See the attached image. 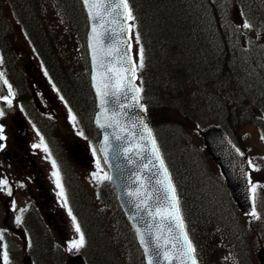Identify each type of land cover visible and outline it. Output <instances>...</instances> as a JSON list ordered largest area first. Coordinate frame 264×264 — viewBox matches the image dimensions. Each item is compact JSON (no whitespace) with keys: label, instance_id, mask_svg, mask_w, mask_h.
<instances>
[{"label":"trees","instance_id":"1","mask_svg":"<svg viewBox=\"0 0 264 264\" xmlns=\"http://www.w3.org/2000/svg\"><path fill=\"white\" fill-rule=\"evenodd\" d=\"M128 5L135 18L132 23L139 46L144 50V67L137 69L135 81L142 88L141 102L175 187L197 264H208L206 258L218 251L211 240L216 238L215 227L228 246L232 264H255L242 230L234 224L231 232L220 217L226 212L214 211L218 215L214 216L204 210L192 157L190 152L185 154L189 148L184 127L176 119L186 114V120L198 131L213 124L221 126L232 142L234 134L246 124L264 134V91L254 82L256 75L251 70L257 55L251 48L250 55L236 52L230 46L233 43L227 44L225 34L218 31L224 26L225 15L228 19L230 8L244 20L254 16L264 31V0H128ZM10 15L70 107L88 120L94 102L88 84L87 23L79 0H0V52L21 83L11 42L14 31ZM65 29H70L78 42L79 65H65ZM228 31L235 30L230 27ZM254 67L256 70L257 64ZM253 101L260 105L257 110ZM109 197L115 204L114 196ZM75 205L72 208L86 241L82 251L91 249L94 264H144L132 232L128 237L127 225L119 223L129 249L124 261L113 250V241L92 201L81 197ZM116 212L120 214L118 208ZM261 212L264 238V209ZM44 250L45 255L48 250ZM52 259L55 264H63L59 255Z\"/></svg>","mask_w":264,"mask_h":264},{"label":"rangeland","instance_id":"2","mask_svg":"<svg viewBox=\"0 0 264 264\" xmlns=\"http://www.w3.org/2000/svg\"><path fill=\"white\" fill-rule=\"evenodd\" d=\"M229 12L227 13L230 16V20L228 14V19L225 15L223 19L224 26H222L218 31H222L223 35L225 34V40L227 44L233 43V45L230 46H234L236 52H242L245 54L248 53L250 55L249 48L254 50L255 56L257 55V57L255 58L254 63L251 62V65L253 66L251 70H253L256 75L253 80L264 91V31L262 30L261 23L257 19L254 20V16L252 14L253 18H251L250 16L247 17V21L252 25V28L243 29L240 26L245 20L238 15L237 11L236 16H232L234 13V10L232 8L229 9ZM48 13L50 14V12ZM10 18L13 23L14 31L11 37V42L13 48L16 51L15 54H17L19 58L18 60L23 74L29 75V67L34 66L35 69H38L40 68V63L38 62L34 51L27 42L21 29L16 25L11 15ZM129 24L132 25L131 30L129 31V44H131L130 53L138 66L139 43H137L135 39L137 33L132 21H129ZM230 27L235 31H232V33L231 31H228V28ZM58 28L62 29V25L58 26ZM63 31H65L63 34L67 35V38L65 39V46L63 48V50L66 52L65 57H67V62H65V65H79L80 61L77 60L79 59V56L77 55L79 52L78 42L75 36L72 35L70 29H65ZM21 55H23V59H20ZM0 57H2L7 64V67H5L4 61L2 64H0V72L4 73L7 71L6 68H8L9 63L7 62L6 57L4 58L2 55H0ZM248 58H250V56H248ZM256 64L257 69L255 70L254 66H256ZM4 75L6 74L4 73ZM24 81L26 84L25 87H27L28 90L29 84H27L26 79H24ZM252 94H254L253 91ZM254 96L256 95L254 94ZM252 105L255 106L256 110L260 107V105H255L254 101L252 102ZM0 110H3L5 114L4 116L0 117V124L5 127L6 136L12 138L13 131L10 120L11 116L16 111V107L13 103L11 107H9L7 102H1ZM62 110L64 116H66L65 110L63 108ZM188 112L191 111H187V113ZM257 115H259V113ZM185 117L187 118L186 114L184 118H178L176 120L179 121L181 126L183 125L184 127V136L189 148L188 152H186L185 154L189 155L190 152V155L192 157L190 159L193 169L195 168V184L198 191L200 192V196L202 198L201 201L204 202L203 204L206 206L204 207V210H206L207 214L211 212L214 216H218L214 211L226 212V214H222L220 217L224 222H227V224L229 225L228 228L231 229V232L234 233V224H236L242 230L244 236L247 238L248 248L252 255V258L254 259L255 264H258L256 254L258 253V249L264 247V238L261 234V211L262 209H264V140H261V133L258 129L255 128V126L246 124L242 126L239 131L234 134L233 137L234 142L241 149L242 153L247 155L249 160H251L252 163L259 169L258 171H254L250 165L248 167V182L251 181V183L249 182L250 187H252V184L257 185L255 192V210L257 215L259 216V219H256L252 215L240 216L239 213H236L233 210L235 209L234 206L232 204V206H230L229 201H227L225 198L226 195L222 185V177L219 174L214 162L210 159L205 149L203 148L199 131L196 130L194 126L190 125ZM77 129L78 127L76 123L70 124V130L73 134L77 132ZM82 133H84V130H82ZM93 133L94 132L92 131H88V136L86 132L84 136H80L82 142H84V144L87 146L86 152L89 155L87 159L86 157H84L80 160H76L75 156L72 155V151L68 149L67 151L64 150L66 155H61L60 157L62 160L61 164H63L64 166L67 165L73 176H75L83 185L85 193L94 203L97 212L99 211L98 217L101 220L102 226L108 233L109 239L113 241V250L116 252L120 260L125 261L129 249L126 247L127 244L124 241L125 231H121L119 223L125 226L126 221L123 220L114 209L115 204L110 199L106 186H104V183H107V180H105L103 183L97 182L96 176L107 174V172L102 166L101 162L100 165L102 171L97 168L98 158L92 151L89 152V149L92 150L91 144L93 143L95 145V142L92 141L95 136V134L93 135ZM28 135V139L31 143L27 148L29 151H31V155L36 160L37 165H39L43 170L45 180L50 186L54 200L58 202L61 214L60 219L63 221V228L66 235L65 240H62L61 236H59L53 228H49L47 226L45 220H36V217L28 218V228H32L33 234L37 236L38 239H42L43 242L47 244V247L50 250V254L47 252L40 259L37 258V262L39 264H43L44 259H46L48 256L49 258L46 259V263L55 264V262H53V259L50 258L52 254L54 255L55 253V256L59 255V258L61 257L63 262H65L72 255L83 254L86 262H88L89 264L90 262H92L94 264V259H90V248H86V251L82 252H77L74 249L72 251L68 250L69 242L74 239H78L79 234L75 232L72 218L68 215L67 206L62 203V196H60L61 188L57 187V176L53 175V173L55 172L52 162L53 159L49 155L48 150H45V145L36 136L35 131L32 127L29 128ZM34 145H39V147H34ZM192 159L194 160V163ZM20 195L22 198H24V195L26 196L25 190L21 189ZM27 207L32 208L30 205L14 203L10 204L8 224H11L15 227L21 226V222L19 224L16 223V217L20 216L21 219L24 218L22 217V211ZM0 209V220L2 221L4 208L1 203ZM111 213L113 217L111 216ZM126 231L129 233L126 234H128V237H130L131 233L129 229H126ZM0 234L3 235V239L0 240V261L3 264H5V252L7 253V264H22V261L26 259V256L30 257V247H27V244L21 242L19 238L16 237V235L11 232H8V234L5 235L0 232ZM214 235L216 236V238L211 240L212 243L215 244L218 251L215 254L212 252L211 255L206 258L207 263L213 264L215 262V264H232L230 252L226 250L228 246H225L223 239L220 237V235H218V230L216 227ZM33 251L38 255H41L43 246L35 244L33 246Z\"/></svg>","mask_w":264,"mask_h":264},{"label":"water","instance_id":"3","mask_svg":"<svg viewBox=\"0 0 264 264\" xmlns=\"http://www.w3.org/2000/svg\"><path fill=\"white\" fill-rule=\"evenodd\" d=\"M80 2L88 25L86 49L90 67V85L97 107L94 125L101 135L98 149L108 169L109 176L112 178L109 182L116 193L117 202L134 232L136 243L142 252L144 264H148L150 258L153 259V264H168L163 255L159 257L154 255L157 251L156 236L161 234L158 232V226L163 230L162 238L158 243L163 244V236L168 235V222L162 223L159 217L153 219L152 216L148 215V209H145L140 204L141 200H146L154 208L156 197L159 196L162 200L164 195L163 192L158 193L156 191V189L161 187L156 183L161 178L158 172L159 164L154 159H151V153L147 150L151 145L147 141L141 140L142 126L140 121L143 120L147 123L144 112L140 108L141 101H139V104L133 101L131 96L134 93L131 92L127 93V96L119 94V98L108 95L104 97L106 103L102 108L101 97L96 92V81L93 80L94 75L99 79L98 73L104 71V69L98 67L94 68L92 58V46L94 43H97L98 47H103L106 51L119 49V54L113 52L111 56L105 58L106 67L117 66V61L122 56L125 54L129 55L125 13L123 16H115V14L108 15L105 12L103 20L99 18L94 20L89 16L84 0H80ZM114 2L115 0H105V3ZM120 25L124 26V32L120 31ZM94 26L97 28L98 33H102L98 42L93 40L92 29ZM132 83L134 85L133 80ZM106 91L111 93L113 89L109 88ZM7 95L8 91L3 82L0 81V97ZM113 115L119 121V126L111 119H106ZM98 118L100 123H112L113 126L99 127L97 124ZM106 136L107 143L105 142ZM117 136L121 138L116 139ZM201 138L208 154L218 165L219 171L224 178L225 187L238 210L242 214H248L252 209V205L249 196L246 156H242L236 151L219 127L211 126L205 129L201 133ZM140 144L145 145V151H140L138 147ZM137 190L142 194L139 198L128 194ZM145 192L149 193L153 199L147 200L143 195ZM137 205L140 206L137 207ZM141 236L144 237V244L141 243ZM257 257L259 263L264 264V249L259 250ZM24 264H31V261L26 258ZM65 264H85V262L82 256L76 255L70 257ZM173 264H180V261L175 260Z\"/></svg>","mask_w":264,"mask_h":264},{"label":"flooded vegetation","instance_id":"4","mask_svg":"<svg viewBox=\"0 0 264 264\" xmlns=\"http://www.w3.org/2000/svg\"><path fill=\"white\" fill-rule=\"evenodd\" d=\"M28 72L29 75L25 76L26 82L29 84L28 90L25 84L22 90L18 91L17 95L14 92L15 95L12 98V103L16 107V111L10 120L13 131L12 138L6 136L5 127L0 124L3 127V135L5 136V139L0 143L2 145L0 147V180H8L6 186H0V203L4 208L2 221L0 220V232L4 235L11 232L20 241V233H22L27 245L31 240V245L29 246L31 251L35 244L43 246L45 250L48 247L42 239H38L33 234L32 228H28V218L36 217V220H45L47 226L53 228L56 232L63 230L64 225L60 219L61 214L58 202L54 200L50 186L45 180L44 172L37 165L36 160L31 155V151L27 148L31 143L28 139L29 128L32 127L34 129L40 141L41 137H43L42 143L46 146L49 155L52 157V162L55 161L56 163L54 170L58 173L57 179L59 178V183L63 188V194L60 195L62 196V203L65 205L66 199L69 208L72 204L75 207L77 200L79 201L81 197L84 198L85 189L79 180L73 176L67 165L61 164L62 160L60 157L61 155H66L64 150L70 149L76 160L84 157L88 158L89 155L86 152L87 146L82 142L80 136H84L85 132L88 136L86 127H92V110L88 116V120L80 112L75 113L67 101H60L51 83L42 74L33 67H29ZM0 101L6 100L1 99ZM62 108L65 110L66 116H64ZM69 110H71V115L76 117L74 121L71 119ZM19 118L23 120V124L25 122L27 132L18 129L17 120ZM71 123H76L78 127L75 134L70 130ZM81 129L84 130V133H82ZM93 130L92 132H94ZM92 141L96 143V134ZM91 145L92 150L89 149V152L92 151L96 154L95 145L93 143ZM21 189L26 192L24 198L20 195ZM9 190L12 193L11 195H8ZM13 203L30 205L32 207L23 209L22 217L24 218L21 219L22 225L19 227L8 224L9 205ZM29 254L31 260L37 262V259L31 256V252ZM43 255L41 253V255H38V258L40 259Z\"/></svg>","mask_w":264,"mask_h":264},{"label":"snow or ice","instance_id":"5","mask_svg":"<svg viewBox=\"0 0 264 264\" xmlns=\"http://www.w3.org/2000/svg\"><path fill=\"white\" fill-rule=\"evenodd\" d=\"M85 6L88 9L89 16L92 19L99 18L100 20H103V16L105 12H107L108 15L115 16H123L126 12L127 19L129 21L134 20V16L132 15V11L128 5V0H115L114 3H105V0H84ZM123 9V11H121ZM132 25H128L129 31L131 30ZM243 29H251L252 25L245 20L243 24L240 26ZM124 26L120 25V31L124 32ZM93 32V40L97 41L99 40V37L102 35V33L97 32V28L94 26L92 29ZM136 42L139 43V35L137 34ZM93 62H94V68L98 67L100 69H104L103 72L98 73L99 79H97V76H93V80L96 81V92L101 97V107L103 108L104 104L106 103V100L104 97L108 95L115 96L119 98V94H124L127 96V93L131 92L134 93L131 96V99L135 101L137 104H139L140 96L139 93L142 92V88L135 87L132 83V80L135 79V73L137 69H143L144 67V50L143 47H140L139 49V63L138 66L135 61H133L132 57L130 55L125 54L117 61V66H105V58L107 56H111L113 52H116L119 54V49H111V50H105L103 47H98L97 43L93 44ZM128 49H131V44L128 45ZM3 63V58L0 57V64ZM47 74V73H45ZM0 81L3 82L4 85H7L8 88V95L4 97H0V99H4L7 101L8 106L11 107L12 105V99L11 97H14L15 93L12 92V86L8 83L7 79L4 78V73L0 72ZM113 89L111 93L106 91L107 89ZM61 99H63L61 97ZM143 105H140V108L143 109ZM146 111V109H144ZM70 115H71V110ZM4 115V112L0 110V117ZM71 119L74 121L76 117L74 115H71ZM114 121L117 126H119V121L116 120V117L113 115L110 118ZM97 124L101 128L105 127H112V123H100V119H97ZM140 124L142 126V134H141V140L147 141L151 147L147 149L151 153V159H154L159 164L158 172L160 173V179L156 181L158 185L161 187L156 189V191L163 192L162 200L159 196L156 197L155 200V207H151L146 200H141L140 204L144 206L145 209H148V215L152 216L153 219L156 217L160 218V221L163 223L165 221L168 222L167 227V236H163V244L158 243L163 235V230L158 226V232H160V235L156 236V248L157 251L154 253L155 256L159 257L163 255V258L168 262V264H173V261L179 260L180 264H197V258H196V249L193 246L191 240L188 238V234L185 231V225L183 221V217L181 215L180 206H179V200L176 196V190L175 187L172 184L171 177L168 173V170L164 164V160L161 156L159 147L156 143V140L152 134V130L148 127L147 123H145L143 120L140 121ZM121 137L117 136L116 139H120ZM5 139V136L3 135V127L0 126V141H3ZM261 140H264V134L261 135ZM41 141L43 142V137H41ZM105 142L107 143V136L105 137ZM2 147V145H0ZM34 147H39V145H34ZM141 152L145 151V145L140 144L138 145ZM45 150H47L45 146ZM237 151H239L237 149ZM240 155H243V153H240ZM151 162V161H149ZM249 165L253 168L254 171H258V167L252 163L251 160L248 161ZM53 167L56 168V163L53 161ZM97 168L101 169L100 161L97 160ZM54 176H58V173L54 172ZM98 183H103L105 180H111L112 178L108 176L107 174L104 175H97L96 176ZM251 183V181H249ZM8 184L7 179L0 180V186H6ZM57 187L61 188V195L63 194V188L59 183V178L57 179ZM143 187V186H141ZM257 185L252 184L251 192L253 193V200L255 199V192H256ZM11 191L9 190L8 195H11ZM129 195H133L136 197H140L142 194L140 191L136 192H130ZM147 200L153 199V197L145 192L143 194ZM67 204V201L65 199V205ZM166 204V206H165ZM140 205H137L139 207ZM253 217L256 219H259V216L257 215L255 211V207L253 205V211L250 213ZM68 215L72 218L73 226L75 229V232L79 234L78 239H74L69 242V251H72L73 249L77 252H79L80 249L85 247V237L84 233L81 231L80 225L76 221V217L72 215V211L69 208L68 209ZM21 222V217H16V223L19 224ZM3 239V235L0 234V240ZM141 243L144 244L145 240L144 237L141 236ZM4 260L5 264H7V253H4ZM148 264H153V259L150 258L148 260Z\"/></svg>","mask_w":264,"mask_h":264},{"label":"bare ground","instance_id":"6","mask_svg":"<svg viewBox=\"0 0 264 264\" xmlns=\"http://www.w3.org/2000/svg\"><path fill=\"white\" fill-rule=\"evenodd\" d=\"M31 256L34 258V259H37L38 258V254L36 252L33 251V248L31 249Z\"/></svg>","mask_w":264,"mask_h":264}]
</instances>
